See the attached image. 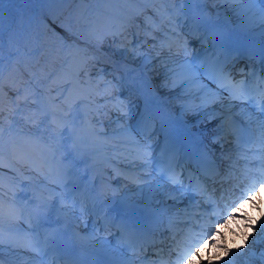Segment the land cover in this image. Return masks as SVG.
<instances>
[{
  "label": "snow or ice",
  "instance_id": "obj_1",
  "mask_svg": "<svg viewBox=\"0 0 264 264\" xmlns=\"http://www.w3.org/2000/svg\"><path fill=\"white\" fill-rule=\"evenodd\" d=\"M16 2L17 0H0V119H3L4 97L7 96L4 84L6 59L4 6ZM24 2L71 6L84 4L89 0H24ZM126 2H159L180 7L165 8L163 11L153 9L152 15H146L148 9L136 10L129 15L121 16L119 23L104 25L88 14L87 9L76 8L68 13V26L64 22H58L56 9H49L47 18L41 23L44 25V34L50 35L51 39L59 43L61 49L65 51L61 71L57 74L61 82L58 85V94L46 104L33 101L41 113L40 122L44 123L51 117L49 127L58 128L60 136L67 133L68 138H75L84 126L86 121L81 119L82 116L90 117L91 105L101 82L106 89L102 98L111 102L112 109L118 113L119 127L115 132L123 137L119 141L123 145L121 151L125 154L122 162L130 170L124 178L129 184L136 185L138 190L133 193L125 185L123 192L113 190L110 198L106 191L102 192L101 195L105 199L101 200L100 204L107 206L105 218L110 211H115L117 217H126L129 222L122 225L123 231L113 234L115 243L107 237L99 236L100 229L95 227L96 220L91 221V229L88 219L81 220V217L90 214L86 204H81L79 215L73 214L72 224L76 229L82 227L86 233L84 236L78 231L72 233L73 241L98 242L96 246L109 257L107 264H135L134 261L119 258L123 256L124 233L129 232L130 228H135L141 216L166 211L167 209L160 208V205L168 200L182 203L185 199L195 200L202 192L209 191V181L214 182V177L218 174L217 159L220 161L225 159V151L217 158L213 149L205 143L208 137L204 132L198 134L199 147L195 151L182 153L173 151L169 147L167 134L169 124L175 121L187 123L185 118L188 115L198 116L204 113V119L198 120L197 125L207 127L216 122L210 137L211 145H220L223 149L222 140L227 137L234 138L238 144L244 135L252 131L253 125L260 138L264 140V0H126ZM73 17H79L83 21V31L73 30L71 27ZM142 27L146 30L141 38L137 30ZM57 28L63 31L64 35H60ZM8 32L10 35L7 41V58L10 64L13 57L25 54L28 46L38 44L41 38L39 32L33 35L18 14L10 15ZM85 35L87 40L83 42L88 44V47L81 48L77 43H69L81 40ZM157 37L161 39L157 41ZM234 37L246 40L247 46L243 50L232 47L229 41ZM256 39L260 41L258 48L253 43ZM148 40L157 41L161 49L167 47L169 52L173 43L178 44L184 56L178 60L176 67L169 68L168 61L161 59L160 52L155 56H149L142 51ZM106 44L111 50L110 53L103 51ZM191 44H198L199 50L192 49L189 55ZM98 53H102L111 61L113 66L111 72L102 65ZM117 53H120L124 60L141 59L139 70L127 64L121 66L118 61L113 60L112 55ZM177 55L179 56V53ZM245 59L249 63L237 68V64ZM154 61H160V68L163 69L164 80L159 85L155 80L161 73L155 66L149 67ZM256 64L259 65L258 69ZM234 70L244 78L236 80ZM149 72L152 74L149 75ZM108 76H111L110 80L107 79ZM157 87L176 93L175 98L184 101L178 105L179 113L173 112L168 106V101L158 96ZM7 89L16 94L15 99L8 97L9 105L14 106L9 111L14 113L19 108L21 92L16 86V78L7 85ZM125 93L128 95H124ZM31 95L35 96L37 93L32 92ZM132 96L141 101V104H134ZM28 99L29 96L25 95L24 102L26 103ZM196 100H199V103H194ZM158 101L162 103L158 105ZM105 107H108L107 103ZM121 108L126 110L121 111ZM120 118H123V123L119 122ZM55 137L56 132L53 131L50 138ZM63 159L67 160L68 156H64ZM17 163L26 164L35 170L36 161L31 157H22ZM3 169V128L0 127V264H4L2 257L6 221L9 233L15 234L8 237L10 253L31 252L41 258L26 260V264H44L42 258L53 253L48 264H59L62 260L68 264L61 253L65 248L72 246L64 242L69 225L65 223L62 228L53 226L49 217L57 211V203L61 199L60 190H67L73 182L68 178L71 168L65 166L62 176L48 182L47 188L52 195V199L48 201L43 200L35 191H25V185L32 183L27 178L21 181L20 187V192L24 193L26 199L21 201L18 194L13 193L14 198L6 201L2 192ZM8 170L12 173L15 184L18 169L10 164ZM116 175L119 177L122 173L117 172ZM198 185H203L200 191H197ZM260 187L264 188V183ZM243 195L245 193H242ZM247 195L248 200L255 204L254 196L250 192ZM157 197L164 199L161 201ZM247 202H241L231 213L225 212L216 216L217 220L223 219V224L216 226L215 234H212L211 226L204 229L198 236L192 238L186 249L176 253L178 259L184 260L185 264L221 262L234 264V259L227 258L231 253L233 257L247 255L254 264H264V250L249 248L247 243L249 236L252 238V245L264 243V222H261L264 221V215L256 224L247 225L253 232L245 236L244 245L232 249L226 243L218 245L213 243L212 247H219L223 251V256L213 253L207 255L205 259V253L210 251L205 245L214 240L216 234H222L220 229L230 223ZM229 206L225 205V208ZM65 207L66 205L60 204V208ZM71 207L75 209V200ZM117 217H113V220ZM56 219L59 223V217ZM248 219L251 220L250 217ZM257 227L259 236L255 235ZM41 229L44 230L43 234ZM129 234L131 235V232ZM205 235H208L207 240L204 239ZM241 247L248 248V252L241 253ZM141 250L143 251V248ZM151 264L157 262L152 261ZM245 264H248V261Z\"/></svg>",
  "mask_w": 264,
  "mask_h": 264
},
{
  "label": "bare ground",
  "instance_id": "obj_2",
  "mask_svg": "<svg viewBox=\"0 0 264 264\" xmlns=\"http://www.w3.org/2000/svg\"><path fill=\"white\" fill-rule=\"evenodd\" d=\"M130 6H132L135 10H144L145 6L143 3H131L128 2ZM157 10L163 11L165 8L170 7H180V5H171L164 3H153ZM102 3L99 0H89V2L84 4H73L71 6L65 4H41V3H33V2H24V0H17L16 3L6 4L4 6L5 12V70H4V84L5 91L7 92V96L4 97V107L5 111L3 114V119H0V127L3 128V137L6 136L7 130L11 128L15 121V112L12 113L9 111L10 108L14 107L9 105L8 97L16 98V94L14 92H9L7 89V85L12 82L13 78H16V86L21 89L20 92V102L19 108L17 111L20 112V117L24 116V123H27V130L32 133L44 134L51 144V147L55 148L58 157L63 160V163L68 165L71 168L69 173V179L73 182L69 185L66 190L68 193V198H64L61 196L60 201L57 203V211H54L52 215L49 217V220L53 226L64 227V224L67 223L69 225L68 235L72 236V233L79 232L81 236H84L85 230L81 227L80 229H76L72 226L74 221V216L79 215V209L81 204H86L89 213L86 216L81 217V220L88 219L89 220V229L92 228V220H96L95 227L100 229L99 236L105 237V233L101 229V223L105 222L107 218H105V211L107 209L106 205L100 204V201L105 199L104 196L101 195L102 192H107L109 194V198L111 196V192L113 190H119L123 192L125 185H127L133 193H135L138 189L136 185L129 184L128 181L124 178V176L129 174V169L122 162V157L125 155L121 149L123 145L120 144V140L123 139L121 135H118L115 130L118 129L119 124L118 113L114 109H112V103L107 102L103 99V95L106 89L101 82L99 90L93 99V103L91 105L92 112L90 113V117L84 119L86 122L82 128H88L93 134L90 136L89 144H81L76 143L71 138H68V134L64 133L63 136H60L59 129H53L49 127L51 123V117L48 121L41 123V113L37 108V105L33 103V101H40L42 104H45L43 100L38 99L40 97H34L31 95L34 92L35 87L33 84L39 82V80L45 76L46 73H49L56 67L61 68V57L63 56V50L60 47L59 43L54 42L50 35L44 34V25L41 23L42 20L47 18L49 9H56L58 15V22H64L66 26L69 25L68 13L72 9L79 8L81 10L87 9L88 11L91 8L101 9ZM190 7V5H189ZM211 7V6H208ZM116 9V8H115ZM18 14L22 17L24 23L28 26V28L32 31L33 35L37 32L41 33V38L38 44H30L28 46V50L25 54L13 57V62L10 64L7 58L8 56V46L7 41L9 38L8 32V24L10 15ZM128 14H115L110 15L107 11L104 14V24L106 23H119L121 16H126ZM152 15V12L150 13ZM82 20L79 17H73L71 22V27L73 30L78 31L79 26L82 24ZM139 22V21H137ZM103 24V25H104ZM167 27V25H165ZM15 28V25H14ZM143 27L138 29L140 32L141 38L143 37L144 31ZM57 31L60 32V35H64L63 31L57 28ZM161 37H157V41H159ZM87 40V35L81 38V40H74L77 44H81L84 48L88 47V44L83 41ZM183 37H181V41ZM233 40L239 41L241 43L246 44L247 41L234 37ZM157 41L148 40L147 43L143 46L142 51L147 53L149 56H155L157 52L161 53V59L168 61L169 68L176 67V64L179 59L183 58V53L180 51H174L171 49L169 52L168 48L165 47L161 49L159 43ZM254 45H259V39L253 41ZM195 44L189 45V50L195 49L197 46ZM178 44L173 43L172 47H176ZM180 47V45H179ZM192 48V49H191ZM33 49H35L33 51ZM199 50V49H198ZM91 51V49H90ZM105 52L110 53V49L107 47V44L104 47ZM30 52L31 54H28ZM192 52V51H191ZM190 52V55H191ZM179 53V56L177 55ZM101 56L102 65L108 72L112 71L113 66L110 61L105 59L102 53H98ZM126 55V54H125ZM112 59L116 60L120 63L121 66L127 64L129 67H134L139 70V66L142 63L141 59L124 60L120 53L112 55ZM243 63V62H242ZM244 63H246L244 61ZM158 70L160 75L157 76L155 83L159 85L163 80V69L160 68V61H154L153 65L149 66ZM61 71V70H60ZM152 73L149 72V75ZM108 80L111 79V76L107 77ZM61 82V81H58ZM95 87V84L93 85ZM27 89V91H25ZM156 92L160 98L166 99L168 101V106L175 113H179L178 105L183 100L176 99V93L168 92L167 90L157 87ZM25 95L29 96L27 102H24ZM125 95V94H124ZM35 98V99H34ZM37 99V100H36ZM43 99V98H42ZM134 104H141V101L137 100L136 97L133 98ZM108 104V107H105V104ZM162 101H158L159 105ZM194 103H199V100H196ZM142 106V105H141ZM83 107V106H82ZM121 111L126 109L121 108ZM204 113H201L198 116L188 115L185 119L187 123H183L181 121H175L168 125L167 128L172 129L174 131H181L186 135L197 138L200 132H204L206 134L207 139L205 141L207 144L216 152L219 156L222 151L229 150V142L226 138L222 140L224 143L223 150L220 145H211L210 137L212 135V131L215 128V123L212 125H208L205 127L204 125H197L198 120L204 119ZM120 123H123V118H120ZM207 122L205 121V124ZM26 128V127H25ZM94 129V131H92ZM55 131L56 137L55 139L50 138L51 133ZM161 138V135H160ZM74 145L76 146L74 148ZM20 146V145H19ZM18 146V147H19ZM21 147V146H20ZM233 152V156L237 155L234 149H230ZM33 152V151H30ZM9 153V151H7ZM10 157L12 158V165L18 169L19 174L15 177V184H13V175L5 168L3 169L2 183H3V193L11 195L13 197V193H17L18 197L21 201L26 199L24 193L20 192L21 181L26 178L30 180L31 184L25 185V191L32 192L35 191L38 196H40L43 200L48 201L52 198L45 195L37 186H35L33 180L29 177L25 170V164H18L17 161L22 157H27L24 149L19 151L10 152ZM68 156L67 160H64L63 157ZM49 165L50 163L45 162L44 165ZM47 170H49L50 174L54 178H59L63 174V164L60 162L53 163L48 166ZM122 173L121 176H117L116 173ZM43 176V175H42ZM143 179V176L141 177ZM38 180H35L37 182ZM5 190V191H4ZM161 201H163V197H157ZM255 198V204L252 201H248L245 203V206L242 210H239L235 217L228 223L224 225L220 229L222 234H216L214 240H210L208 244L205 245L206 249H210L205 253V259L207 255H211L213 253H218L220 256H223V251L219 247H212L213 243L221 244L226 243L229 248L235 249L238 245L242 246L245 243V236L249 233L253 232V229L247 227L249 223L256 224L257 221L260 220L261 216L264 215V195H257ZM76 201V207L73 209L71 207L73 201ZM60 204L66 205L65 208H60ZM187 201L186 199L182 203H174L171 200L166 201V203H162L160 208H166V211L157 212L155 215H147L141 216L140 220L145 221L148 219H154V221L162 226L165 230H177L181 231L185 225H189L190 222L186 221L187 218L184 217L186 210L194 211L195 207H186ZM56 217H59V223L57 222ZM117 217V213L115 211H110L108 213V218ZM123 217V216H120ZM251 218V220L248 219ZM119 218V217H117ZM116 218V219H117ZM128 219V218H127ZM109 220V219H107ZM264 222V221H261ZM223 224V223H222ZM178 225V227H177ZM216 229V227H215ZM43 229H41V234H43ZM157 233L156 236H158ZM215 234V231L212 232ZM256 236L260 235L259 228L257 227ZM77 246L87 251L89 254H101L104 253L97 247L98 242H90L87 240H76ZM248 246L249 248H255V250H264V243H260L257 245H252V238L249 236L248 238ZM248 248L241 247V253H247ZM66 258H68V254L64 251L61 253ZM53 253H49L47 257H43L44 264H48L51 261ZM105 256V255H104ZM4 264H9L11 261L12 264H26L27 261L32 260H40L41 258L34 256L31 252L17 251L14 253H10V250L7 246H4V255H3ZM120 259L134 261L135 264H148L145 259H141L133 254H124L119 257ZM229 259H234V264H245L248 261V264H254L253 261L249 259L247 255H236L233 257V254H229ZM215 259V257H214ZM59 264H63L59 261ZM181 264H185L183 261ZM222 264V262H221Z\"/></svg>",
  "mask_w": 264,
  "mask_h": 264
},
{
  "label": "rangeland",
  "instance_id": "obj_3",
  "mask_svg": "<svg viewBox=\"0 0 264 264\" xmlns=\"http://www.w3.org/2000/svg\"><path fill=\"white\" fill-rule=\"evenodd\" d=\"M99 2L102 3V7L100 8H105L109 13L112 15L115 14H131L133 11H136L132 6L126 2V0H99ZM153 3H143V6H145V9H148L149 11L146 13V15H150L151 10L156 9L155 6L158 4H155L154 7ZM104 6V7H103ZM116 8V9H115ZM99 10V11H98ZM96 10L95 8H91L88 11V14H90L93 18H96L99 20L101 25L104 24V12L101 9ZM139 23V22H137ZM83 22L79 26L78 31H83ZM69 43H76L74 40L69 41ZM79 47L84 48L81 44H78ZM65 56V51L63 50V56L61 57V63L63 61V58ZM61 68L58 66L51 70L49 73H46L45 76H43L39 82L33 84L35 87L34 92L37 93L34 97H40L43 102L46 104L52 97H55L58 94L59 88L58 85L60 82L58 79V73L60 72ZM20 112L15 111V121L11 128L7 130V134L5 137H3V163H4V168L8 170L9 167V160L10 158L7 156V151H8V146L10 149L13 151H19L20 146L17 140H20L22 143H24L28 148V150H33L35 153V157L38 160L37 162H40L41 164H44L45 161H50L51 158L53 159V156L55 154V148H50L51 144L47 141V137L44 134H33L31 135H24L22 132L25 129H28L27 123H24V116L20 117ZM26 127V128H25ZM92 132L89 129H81V131L78 132V135L73 139L77 143L81 144H89L90 143V136H92ZM8 144V146L6 145ZM19 146V148H18ZM6 155V157L4 156ZM55 157V156H54ZM25 167H28L27 165ZM33 170V168H27L28 175L31 176L33 179L38 180L36 182L38 188L44 192L45 195L49 196L52 198V195L48 191L47 184L48 182L52 181L54 177H46L42 173L46 174V165L41 166V170ZM9 171V170H8ZM41 171V172H40ZM43 175V176H42ZM61 196L64 198H68V193L66 190H60ZM4 199H7V195L3 194ZM9 225L7 221L4 224V238L8 240L9 235H15L10 234L8 231Z\"/></svg>",
  "mask_w": 264,
  "mask_h": 264
}]
</instances>
